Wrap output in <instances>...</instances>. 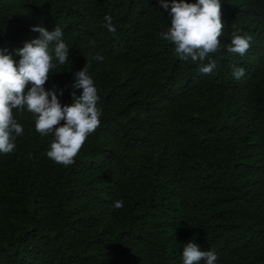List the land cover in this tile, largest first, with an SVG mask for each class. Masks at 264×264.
Listing matches in <instances>:
<instances>
[{
    "label": "trees",
    "instance_id": "trees-1",
    "mask_svg": "<svg viewBox=\"0 0 264 264\" xmlns=\"http://www.w3.org/2000/svg\"><path fill=\"white\" fill-rule=\"evenodd\" d=\"M221 19L205 75L160 35L159 0H0V50L58 25L69 61L53 57L44 88L70 105L87 61L101 112L66 167L35 114L13 110L23 133L0 153V264H183L189 241L216 264H264V0H221ZM234 31L252 37L244 56L227 51Z\"/></svg>",
    "mask_w": 264,
    "mask_h": 264
},
{
    "label": "clouds",
    "instance_id": "clouds-1",
    "mask_svg": "<svg viewBox=\"0 0 264 264\" xmlns=\"http://www.w3.org/2000/svg\"><path fill=\"white\" fill-rule=\"evenodd\" d=\"M160 6L168 12L170 27L160 35L175 46V53L181 60L189 58L199 62L198 71L209 75L216 68L215 61L204 63L210 54L220 48V37L224 23L221 19V0H159ZM107 30L113 35L116 28L111 16L104 17ZM39 38L26 42L22 48L9 53L0 50V153L8 154L16 147L15 140L22 135L23 128L13 116V110L35 114V130L42 136L53 135L46 155L57 164L69 166L75 163L87 137L94 133L100 124L101 112L97 107L99 96L92 77L88 73L89 64L75 73L73 88L82 89L79 97L75 92L70 105H61L55 91H46L45 83L50 79L49 72L55 67L53 57L64 65L69 61L70 48L63 40V31L56 25L48 31L41 25L32 29ZM251 36L232 33L229 53L244 56L251 46ZM19 58L18 60L16 58ZM94 60L102 61L97 53ZM232 75L239 80L245 69L231 65ZM31 85L27 88V85ZM62 94V93H61ZM63 121V124H61ZM114 208L123 207V201L114 202ZM183 264H216L218 256L214 251H201L199 246L189 241L183 245Z\"/></svg>",
    "mask_w": 264,
    "mask_h": 264
}]
</instances>
